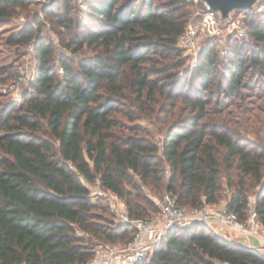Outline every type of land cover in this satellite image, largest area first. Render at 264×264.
Listing matches in <instances>:
<instances>
[{
	"label": "trees",
	"instance_id": "trees-1",
	"mask_svg": "<svg viewBox=\"0 0 264 264\" xmlns=\"http://www.w3.org/2000/svg\"><path fill=\"white\" fill-rule=\"evenodd\" d=\"M47 1L43 15L55 9L50 18L60 46L89 54L56 61L55 43L40 37L37 22L18 42L34 43L35 76L22 106L0 121V264H86L95 238L129 241L133 226L102 224L87 186L96 181L125 202L132 218H151L159 211L139 202L137 179L191 210L219 204L226 173L233 190L227 208L246 221L257 186L254 208L264 226V151L248 149L218 116L222 97L247 88L250 69L264 78L258 6L243 21L249 42L231 36L223 54L217 38H208L181 76L186 62L178 41L192 14L186 0H86L91 26L78 22L70 1ZM27 8L28 0H0V27ZM159 114L172 118L161 120L168 126L161 145L140 136L151 135ZM139 264H264V256L198 224L172 230Z\"/></svg>",
	"mask_w": 264,
	"mask_h": 264
},
{
	"label": "rangeland",
	"instance_id": "rangeland-1",
	"mask_svg": "<svg viewBox=\"0 0 264 264\" xmlns=\"http://www.w3.org/2000/svg\"><path fill=\"white\" fill-rule=\"evenodd\" d=\"M54 2V0H52ZM64 4H68V1L71 2V6L75 7L76 19L79 23L87 26H91L89 23V18L85 16L83 11L87 9L86 0L82 2L75 0H64ZM189 7L188 9L192 12L190 16V23L193 25H198L200 17H198L197 12L202 11L201 5H196L190 0H186ZM46 2H50L47 1ZM47 3V4H48ZM262 4V0L261 3ZM46 3L37 2L35 0H28V8L18 9L14 14V19L11 23L7 25H1L0 27V121L2 119V114L5 116L9 114L12 110L20 108L23 104V96L30 90L31 83L34 81L35 76V47L34 43L31 44H18L25 35L26 30L29 27H33L35 22L40 23L41 33L40 37L46 40V42H54L56 46V61L59 56L65 55L70 60L78 62L81 58L89 54V50L85 49V52L82 53H72L71 49H65L60 46V41L56 31L58 30L57 25L51 23V15H54V10L49 11V16L43 15L44 6ZM258 7L260 5H257ZM257 7V8H258ZM256 9V8H255ZM56 10L63 12L64 7H57ZM254 9L247 11H235L232 16L237 18L240 23H237V29L232 26V20L226 19L222 21L221 31L219 34L212 38H217V43L220 46V51L223 53L227 44V40L234 35H237L238 30L245 31L248 34L246 26L244 24V18L247 16L248 12L253 11ZM254 12V11H253ZM264 13V8L260 11ZM218 14V13H217ZM219 18L220 15L218 14ZM38 36V35H37ZM36 36V37H37ZM209 37H204L201 44V49L198 55L190 53L189 51L183 49L182 58L185 60L186 65L181 69V76L186 73L185 68H192L197 64V60L201 51L205 48L206 41ZM38 39V38H37ZM60 68L59 64L57 65ZM28 70L31 72V78L29 80L21 81V76L24 71ZM61 72V69H60ZM217 75L219 76L217 82L220 81L223 70L222 67L217 70ZM261 84H264V78H261L259 71L250 69L249 73L245 78V86L247 88H242L239 91H236L233 95L222 97V113L218 115L223 117L228 121V124L239 133L246 140V147L248 149L263 150L264 151V92L260 91ZM213 112H216L217 107L214 104V101L210 107ZM3 115V116H4ZM123 121H126L124 117H117ZM169 115L159 114L155 125H150L151 135L140 134L142 138H145L150 141H155L162 144V141L165 136V132L168 126L162 123L161 120H167L172 122V118ZM235 174V173H233ZM235 176V175H234ZM234 179H236L234 177ZM141 187L143 198L139 201L142 206L148 209H155L161 211V204L164 201V196L166 194L165 190L154 189L148 184H142L141 182L136 181ZM167 180L165 181L166 185ZM222 190H221V200L217 206L222 208L227 206V202L231 192L227 187V175L223 174L222 177ZM90 189V199L95 206H98L96 212L104 216V221L102 224H105L107 228H112L118 224L117 216L115 211L110 207V200L105 196H100L98 193L100 190H104L101 187L99 181H96L94 184H87ZM259 187L255 186L250 191L249 201L251 208L256 204V192ZM136 193V192H135ZM123 204L125 202L121 199ZM152 207V208H151ZM126 208V206H125ZM217 208V207H216ZM127 210V208H126ZM159 213L153 214L152 217L157 216ZM94 244H98L96 250L103 246H116L120 244V240L115 242H109L104 240H99L95 238L93 240Z\"/></svg>",
	"mask_w": 264,
	"mask_h": 264
},
{
	"label": "built area",
	"instance_id": "built-area-1",
	"mask_svg": "<svg viewBox=\"0 0 264 264\" xmlns=\"http://www.w3.org/2000/svg\"><path fill=\"white\" fill-rule=\"evenodd\" d=\"M35 1L46 3L45 0ZM76 1L82 2L83 0ZM190 1L202 6V11L197 12L200 20L197 26L192 23L188 25L186 31L179 38L178 46L198 55L204 37L217 36L222 30V21L218 14L211 11L202 0ZM259 3H261V0ZM256 6L257 4L254 8ZM263 8L264 0H262L258 10L261 11ZM232 15L228 19L232 20V26L236 28L237 23H240V21ZM236 34L239 38L245 39L247 42L250 41V37L245 31L238 30ZM223 54H227V52L223 51ZM61 72L63 71L61 70ZM31 75L28 70L24 71L21 81L29 80ZM98 194L100 196L105 195L110 200V207L116 213L118 224L133 226L135 234L124 244L99 247L93 258L86 264H139L152 255L161 240L172 230L198 224L212 226L213 223H216L223 233L214 230L218 237L264 256V226L259 221L254 207H252L248 219L241 221L238 215L230 211L227 206L222 208L204 206L187 210L179 207L175 199L166 193L161 204V211L157 216L132 218L121 199L115 194L106 190H100Z\"/></svg>",
	"mask_w": 264,
	"mask_h": 264
},
{
	"label": "water",
	"instance_id": "water-1",
	"mask_svg": "<svg viewBox=\"0 0 264 264\" xmlns=\"http://www.w3.org/2000/svg\"><path fill=\"white\" fill-rule=\"evenodd\" d=\"M260 0H202L209 9L220 15L221 21L230 17L236 10H251Z\"/></svg>",
	"mask_w": 264,
	"mask_h": 264
},
{
	"label": "crops",
	"instance_id": "crops-1",
	"mask_svg": "<svg viewBox=\"0 0 264 264\" xmlns=\"http://www.w3.org/2000/svg\"><path fill=\"white\" fill-rule=\"evenodd\" d=\"M212 207H217V208H219L217 205L216 206H212ZM210 228L214 231V230H217V231H219L220 233H222L221 231H220V229H219V227H218V225H216V223H213L212 224V226H210ZM223 234V233H222Z\"/></svg>",
	"mask_w": 264,
	"mask_h": 264
}]
</instances>
